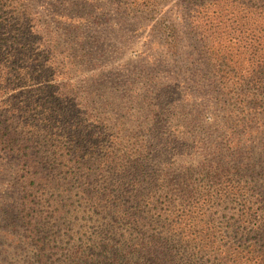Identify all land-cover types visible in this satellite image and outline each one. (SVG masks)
<instances>
[{
	"label": "rangeland",
	"instance_id": "obj_1",
	"mask_svg": "<svg viewBox=\"0 0 264 264\" xmlns=\"http://www.w3.org/2000/svg\"><path fill=\"white\" fill-rule=\"evenodd\" d=\"M17 1L27 28L38 31L27 41L47 43L59 59L56 80L67 97L52 101L70 110L58 121L80 127L83 141L52 148L47 180H36L32 167L0 144V264H141L140 243L170 229L187 257L211 241L216 245L204 250L228 262L229 215L221 226L197 192L229 180L224 174L211 182L208 167L217 148L229 161L236 146V130L225 122L231 95L206 49L244 51L249 27L228 22L199 35L188 23L187 0ZM233 57L247 65L246 55ZM249 127L229 166L247 174L234 183L247 181L264 213V115ZM74 142L87 155L72 161ZM250 257L243 252L242 264H253Z\"/></svg>",
	"mask_w": 264,
	"mask_h": 264
},
{
	"label": "trees",
	"instance_id": "obj_2",
	"mask_svg": "<svg viewBox=\"0 0 264 264\" xmlns=\"http://www.w3.org/2000/svg\"><path fill=\"white\" fill-rule=\"evenodd\" d=\"M128 1L134 6L149 4L148 0ZM187 2L188 23L191 30H202L199 35L216 33V30L227 26L228 22L241 28L242 20L249 27L248 32L252 33L250 46L244 48V51L227 47L206 49L213 67L218 69L221 89L227 90L231 95L232 103L225 107L228 117L225 122L232 125L228 128L236 130L233 135L236 146L235 154L229 155L232 157L229 161H223V151L217 148L212 153V158L216 159L208 167L213 175L211 182L218 178L221 180L224 174L232 175L228 177L229 180L223 181V184L215 183L220 187L207 186L203 191L200 189L197 192H201L207 207L215 209L221 226L224 224L222 219L226 216L225 213L229 215V222L225 223L229 230L226 235L231 240L228 249L234 252L229 255L228 262L222 264H242L240 256L245 251L252 254L250 260L253 264H264L263 210L255 207L253 198L257 196L247 186V181L234 183L235 177L247 178V174L243 171L241 173L240 168L238 174H233L235 170L232 172V167L229 166L233 165V160H238L237 155L241 154V145L245 144L243 133L264 115V45L262 48L259 47L260 44L255 45L256 35L264 44V0ZM230 14L233 17H229ZM23 16L17 0H0V144L16 158L28 163L35 171L33 177L36 180H47L44 175L50 172L52 148L61 149L62 144L68 146L69 141H83V134L80 127H61L63 123H59L58 119L67 117L70 109L67 107L58 110V105L52 101L61 99L63 102L67 97L63 86L56 80V75H61L59 67L56 66L59 59L57 61L55 50L47 43L38 40L32 44L27 41L29 34L32 35L33 32L37 36L38 31L37 28H27L28 23L26 24ZM234 52L240 56L246 55L247 65L236 62ZM229 69L239 70L240 74L234 75ZM27 115L35 119L36 123L30 124ZM48 144L51 149L46 153ZM76 144L72 143L73 150H69L72 153V161L87 155L83 148L75 149ZM64 149L66 148L63 147L62 150ZM60 152L63 151H54V158H62ZM242 182L244 185H241ZM27 187L26 190H29ZM191 191L183 194L187 200ZM196 195L197 193L194 198ZM30 203L29 199L26 200V207ZM205 213L208 214V210H205ZM209 225L210 223L205 224L206 228ZM183 244L184 242L170 229L165 237L153 235L150 240L140 243L137 251L142 256H138L143 260L141 264H204L205 261L208 264H219V259L211 255V248L205 251L203 247H213L215 243L211 244L210 241L208 246L203 243L199 248L201 254L189 257L185 252L182 253ZM42 245L40 249L45 251L48 246ZM202 255L205 256L201 257Z\"/></svg>",
	"mask_w": 264,
	"mask_h": 264
}]
</instances>
